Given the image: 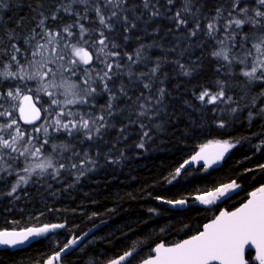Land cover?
<instances>
[{"label":"snow or ice","instance_id":"obj_1","mask_svg":"<svg viewBox=\"0 0 264 264\" xmlns=\"http://www.w3.org/2000/svg\"><path fill=\"white\" fill-rule=\"evenodd\" d=\"M11 7L13 5L9 0H0V172H7L8 175L16 172L18 177L7 195L12 196L21 185H27L37 170L53 178L59 177L61 170L71 174V170L77 169L79 175H83L81 164L95 163L89 149H94L96 155H100V145L106 142L105 135L109 129L116 127L111 121L117 116L126 121L118 128L117 140H127L129 126L136 125L141 142L135 146L144 148V140L151 139L150 131L146 130L148 126L143 119L132 118L129 102L133 97L129 91L137 83L142 84L148 94L141 91L135 96V115L151 121L153 115L159 114L157 106L163 102L166 94L165 89L157 88V95H152L156 82L154 78L161 65L156 63L150 72H133L131 65L140 62L138 58L144 46L134 50L133 54L124 52L122 55L121 45L115 41L114 33L117 26H122L126 43L129 40L127 33L138 27L136 21L143 20L146 25L151 23L164 16L161 8L168 11L175 8L176 0H165L164 4L160 0H50L47 9L43 0H37L34 7L28 5L31 15L16 18L14 26L10 27L3 17V11ZM202 7L197 0H182L181 6L167 19L177 29H185L189 38L203 31L205 36L216 42L219 48L210 55L225 62L217 71L227 68V75L246 78V85H264V0H221L210 18L203 13ZM129 13H132L131 17ZM64 16L69 17V22L64 21ZM49 20H59L61 23L51 28L47 23ZM190 23L191 28L188 27ZM158 31L159 28H154L152 34ZM177 65L185 76L194 71L178 61ZM235 65L240 66L239 72H235ZM125 75L129 78L127 84L123 82ZM69 77L75 79L69 80ZM145 77L149 78L147 82ZM118 79L120 83L117 86ZM216 84L214 92L202 88L196 99L205 105H229L228 109L220 111L235 113L237 109L231 107L234 101L227 94L226 82L217 79ZM101 94H107V101L99 105L96 97ZM258 95L264 97V87ZM44 96L48 98L44 101L48 107L43 104L37 107ZM121 97L124 98L125 108H120L116 103ZM12 101L19 103L12 105ZM6 103L10 108H5ZM42 108L51 120L48 127L37 126L33 131L43 132L47 138L32 136L19 126V120L34 125L35 121L41 119ZM17 111L18 119L14 118ZM213 111L217 109L213 108ZM254 115L264 118V101L258 112H249V119ZM218 126L224 127L225 122L220 120ZM53 133L69 139L57 145L54 142L57 136ZM85 141L90 142L89 149L77 151L76 145H82ZM232 147L234 145L228 141H217L213 153L208 154L205 146L192 160H203L210 166L221 160ZM58 148L70 154L54 166L49 150L54 152ZM108 151L111 152L112 148L109 147ZM14 164L19 172L27 176L20 175ZM261 167L264 168V165ZM49 169L52 171L48 172ZM180 172V168H177L173 179ZM239 187L233 181L207 193V196H197L195 199L205 205L213 204L218 197H224ZM249 195L250 198L242 206L235 211H221L210 223L203 225L202 231L189 239L173 246L158 244L152 250L154 256L145 259L143 264H264V186ZM165 203L183 207L187 201L179 199ZM60 227L63 225H45L22 232H0V245L23 244L31 236H40L49 232L50 228ZM76 243L75 239L69 241L64 248L51 255L46 264H60L61 253ZM251 248L255 249V256L249 260L245 251ZM132 256L133 252H125L109 264H121Z\"/></svg>","mask_w":264,"mask_h":264},{"label":"trees","instance_id":"obj_2","mask_svg":"<svg viewBox=\"0 0 264 264\" xmlns=\"http://www.w3.org/2000/svg\"><path fill=\"white\" fill-rule=\"evenodd\" d=\"M9 2L13 7L5 8L3 17L12 27L16 18L31 15L28 5L34 7L37 0ZM43 2L47 9L50 0ZM220 2L197 0L209 18L215 14V6ZM160 3L164 4L165 0H160ZM181 3L182 0H176V7L171 11L161 8L164 16L147 25L143 20L136 21L138 27L127 33L129 40L126 43L122 26H117L114 33L115 41L121 45L122 55L124 52L133 54L134 50L144 46L138 58L140 62L131 65L133 72H150L156 63L161 65L154 78L156 82L152 95H157V88L165 89L166 94L163 102L157 106L159 114L153 115L151 121L135 115V96L141 91L148 94L142 84L137 83L129 91L133 97L129 102L132 118L143 119L151 139L144 140V148L136 147L141 142L139 130L136 125H130L128 139L117 140L118 128L126 122L117 116L111 121L116 127L109 129L105 135L106 142L100 145V155L97 156L94 149H89L88 141L76 145L77 151L89 149L95 159L94 164H81L83 175H79L77 169L71 170V174L61 170L56 180H36L33 188L21 185L25 188H19L21 192L15 199L7 195L6 189L0 190V230L54 223L63 225L58 231L24 248L0 249V264H46L50 255L64 247L67 240L75 239L90 228H94L93 233L63 256L60 264H101L133 248L136 252L129 261L136 264L147 257L157 243L171 244L198 232L201 225L219 209L236 207L251 189L264 183V168L261 167L264 165V118L254 115L249 119V112H258L264 101V97L258 95L263 85H246V78L227 75V68L217 71L225 62L210 55L219 48L216 42L205 36L203 31L189 38L185 29H177L167 19ZM146 19L147 13L144 15ZM64 21L69 22V17L64 16ZM47 23L49 27L56 28L61 21L49 20ZM188 27H192L191 23ZM201 27H204L203 19ZM154 28H159V31L152 34ZM233 51L240 52L239 49ZM177 61L194 69L191 75H183ZM121 62L128 64L127 61ZM239 69L240 66L235 65V72H239ZM148 79L145 77V82ZM217 79L226 82L227 94L234 101L231 107L237 109L235 113L220 111L228 109L229 105H205L196 99L202 88L214 92ZM128 80L125 75L123 82L127 84ZM119 83L120 80H116L117 86ZM106 101L107 94L96 97L99 105ZM116 103L120 108L126 107L123 97ZM11 104L15 105L17 101ZM5 108H10V105L6 103ZM213 108L217 111L214 112ZM16 114L14 112V118H17ZM220 120L225 122L222 128L218 126ZM19 126L28 133L33 129V126H22L20 123ZM31 135L44 137L37 132ZM53 135L57 136L54 141L57 145L69 139L61 134ZM218 140L234 145L219 167H189L173 179L176 169L186 157L201 146ZM109 147L112 148L111 152L108 151ZM69 154L62 148L54 152L49 150V156L52 159L56 157L54 166ZM68 174L71 181H68ZM0 177L3 182L9 181L11 189L14 177L6 172H0ZM233 181L240 187L224 197H218L213 204L205 205L195 199L197 196H207V193ZM179 199L187 201L185 206L165 203ZM250 257L249 252L246 258ZM129 261L125 264H129Z\"/></svg>","mask_w":264,"mask_h":264},{"label":"water","instance_id":"obj_3","mask_svg":"<svg viewBox=\"0 0 264 264\" xmlns=\"http://www.w3.org/2000/svg\"><path fill=\"white\" fill-rule=\"evenodd\" d=\"M263 87H264V85H263ZM25 94H29V95H31L30 93H25ZM18 103H19V101H18ZM37 107H39V106L37 105ZM16 113H17V118H18V116H19L18 111H17ZM41 117H42V113H41ZM39 121H40V120L35 121V124H34V125H36ZM19 123H20V125H22V126H33V125L25 124L22 120H19ZM218 141H220V140H218ZM216 142H217V141H214V142H211V143H207V144L201 146L199 149H197V150L194 151L193 153H191V154H190L188 157H186V158L184 159V161L181 163V165H184V167L181 168V165H180V167H179L180 170L183 171L184 169L189 168V167H204V168H207V169H211V168H217V167H219V166L221 165V163L223 162V160H224L225 158H227V156L229 155V153H230V149L224 154V156H223V158H222L221 160H219V161L216 162V163L211 164L210 166L207 165V164H205L203 160H198V161H193V160H192V157L195 156V155H197V153H199V152L201 151V149L204 148L205 146H207V148H206V152H207L208 154L213 153V152L215 151L214 145H215ZM220 142H223V141H220ZM186 161H187V163H185ZM261 186H264V183H262V184L256 186L255 188L251 189V190L245 195V199H244V201L241 202V203H240L239 205H237L236 207H234V208H232V209H230V210H227V209H225V208H221V209H219V210H218V211H217V212H216V213H215V214H214L209 220H207L205 223H203V224L201 225V227H200V229H199L198 232L202 231V230H203V225H204V224H207V223H210V222H211V221H212L217 215H219V213H220L221 211H235L238 207L242 206V204L246 203L247 200L250 198V195H249V194H250L251 192L255 191L257 188H259V187H261ZM172 206H174V205H172ZM45 225L51 226V225H60V224H56V223H54V224H44V225H40V226H29V227L21 228V229H3V230H0V232H22V231L27 230L28 228H42V227H44ZM60 228H61V227H60ZM60 228H50L49 232L44 233V234H42V235H40V236H31V237H29L28 240L25 241L23 244H18V245H15V246L0 245V249L16 250V249L24 248L25 246H27L28 244L32 243L33 241H36V240H39V239L45 238V237L48 236L49 234H52V233L58 231ZM93 231H94V228H90V229L84 231L83 233H81L78 237H76L75 240L77 241V243H76L75 245H73L71 248L67 249L65 252H62V253H61V257L65 256L69 251H71L72 248H76L79 244H81L82 241H83L84 239H86L91 233H93ZM198 232H196V233H194V234H192V235H189V236H187V237H184V238L178 240L177 242H174V243H171V244H165V246H173V245H175L176 243L182 242L183 240H185V239H189L191 236L198 234ZM161 243H162V242H159V243H157L156 245H154V246L152 247V249L150 250L149 255H148L147 257L141 259L140 261H138L136 264H143V261H144L145 259H148V258H150L151 256H154V252H153L152 250H153L158 244H161ZM163 244H164V243H163ZM62 248H64V247H62ZM60 249H61V248H60ZM60 249H59L58 251H60ZM125 252H133V254H134V253L136 252V249H134V248H133V249H129V250L125 251ZM125 252H123V253H121L120 255H117V256H115V257H113V258H111V259H109V260H107V261H105V262H103V263H101V264H109V262H110L111 260H113V259H118V258H119L121 255H123ZM249 252L251 253V257L249 258V260H251V258L255 256V249H254V248L246 249V251H245V256H246L247 253H249ZM53 254H54V253H53ZM53 254H51V255H53ZM51 255H50V256H51ZM130 258H131V257H130ZM130 258H129L128 260L122 261L121 264H125V263H127V262L130 260Z\"/></svg>","mask_w":264,"mask_h":264},{"label":"rangeland","instance_id":"obj_4","mask_svg":"<svg viewBox=\"0 0 264 264\" xmlns=\"http://www.w3.org/2000/svg\"><path fill=\"white\" fill-rule=\"evenodd\" d=\"M37 59H39V57H37ZM69 80H72V79H70L69 78ZM58 82H59V80H58ZM32 84V83H31ZM31 94V93H30ZM33 94V93H32ZM47 97L46 96H44L43 98H42V100H41V102L40 103H38V105H41V104H43V106L44 107H48V105L46 104V103H44V101H47ZM17 104H18V101H17ZM42 118H41V121L38 123V124H36L35 126H33V128L34 127H37V126H42V127H45V125L46 124H49V122H50V120H51V117H48L47 116V114L43 111V108H42ZM17 115V114H16ZM27 132V131H26ZM30 132V134H32V133H34V131H33V129L32 130H30L29 131ZM49 132L51 133L52 132V129L49 127ZM28 133V132H27ZM41 134L42 135H44V133L43 132H41ZM27 138V137H26ZM45 138V137H44ZM33 143H35V141H33ZM230 143V142H229ZM51 158V157H50ZM52 159V158H51ZM56 159V157H54L53 159H52V162L55 164V160ZM13 167L14 168H16V171L17 172H19V168L14 164L13 165ZM9 171H11V170H9ZM48 172H51L50 171V169L48 170ZM6 174H7V172H6ZM15 174V175H14ZM19 174L20 175H25V176H27V174L26 173H23V172H19ZM63 174V173H62ZM10 176H13L14 177V180H13V185L16 183V181H17V179H18V177H17V174H16V172H13V174L12 175H10ZM12 177V178H13ZM68 181H71V178H70V176H69V174H68ZM50 178H52L53 180H56L57 178L55 177V178H53L51 175H49L48 173H44V174H40L39 173V170H37V173H35V174H33L32 176H31V178H30V180H29V183L27 184L28 185V187H32L33 188V186H32V184H33V182H35L36 180L39 182H44V181H46V180H48V179H50ZM53 183H54V181H53ZM8 184V185H7ZM39 184V183H38ZM27 185H25V186H27ZM7 186V187H6ZM25 186L23 187V186H21L22 188H23V190H24V188H25ZM44 185H42V187H43ZM45 186H46V184H45ZM6 187V188H5ZM9 181L6 183V182H3V181H1V179H0V190L2 191L3 189H6V193H8V191L9 190H11V189H9ZM11 188H12V186H11ZM41 188V187H40ZM8 189V190H7ZM36 189H38V188H36ZM20 192H21V190L19 191V188L17 189V192L16 193H14L12 196H10V197H12V199H15V197H17L19 194H20ZM70 240V239H69ZM69 240H67V242H66V244L69 242ZM71 240H73L72 238H71ZM70 240V241H71Z\"/></svg>","mask_w":264,"mask_h":264},{"label":"flooded vegetation","instance_id":"obj_5","mask_svg":"<svg viewBox=\"0 0 264 264\" xmlns=\"http://www.w3.org/2000/svg\"><path fill=\"white\" fill-rule=\"evenodd\" d=\"M42 113V112H41ZM41 120V119H40ZM34 126V125H33Z\"/></svg>","mask_w":264,"mask_h":264}]
</instances>
